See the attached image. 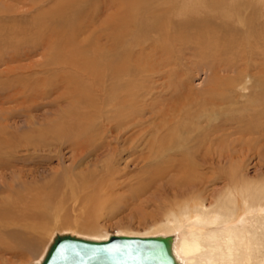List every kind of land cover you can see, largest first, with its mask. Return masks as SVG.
Returning <instances> with one entry per match:
<instances>
[{"label": "rangeland", "instance_id": "1", "mask_svg": "<svg viewBox=\"0 0 264 264\" xmlns=\"http://www.w3.org/2000/svg\"><path fill=\"white\" fill-rule=\"evenodd\" d=\"M108 1L0 0V264L39 263L56 233L85 227L162 233L196 187L179 170L207 180L208 205L232 166L264 184V1L128 4L120 38ZM202 131L223 140L211 155ZM187 134L194 166L171 148Z\"/></svg>", "mask_w": 264, "mask_h": 264}, {"label": "bare ground", "instance_id": "2", "mask_svg": "<svg viewBox=\"0 0 264 264\" xmlns=\"http://www.w3.org/2000/svg\"><path fill=\"white\" fill-rule=\"evenodd\" d=\"M110 1L111 2L109 1L106 2L107 4L109 3L107 6H112L110 4H114L115 8H112V9L114 10L116 9V11L112 12L110 15V18L106 20L105 27L106 29L108 27V29L111 30V33L113 34L117 33L116 36H118L119 38L123 34V31L121 29L123 26L122 24L123 21H125V23L128 22L129 19L131 18L130 14L133 12L132 10H127L128 9L127 5L131 4L132 6V4H135L136 7H143L144 2H149V3L151 2L149 0H110ZM119 1L121 3L123 1L124 4H118ZM130 1H133V2H130ZM171 1L173 0H166V1L163 0L158 3L160 4V6L164 7V3L167 4V3H170ZM261 1H264V0H261ZM188 3L190 2L188 1ZM154 7L153 6H151V8L148 7L149 11H147V13L152 11ZM107 9L109 8L107 7ZM162 12H166V9L163 10L162 8ZM123 14H124V17H123ZM136 22L138 21H135V23ZM138 24L141 26V23L138 22ZM138 24L136 23L135 25H138ZM138 39L139 38L136 35L135 40H138ZM67 41L69 43L68 44L65 43V44L67 45L66 49H68V52H69V50H71L69 46H76V44L73 43L72 40H67ZM75 49L73 52H75ZM219 51L221 53V50ZM67 60L69 61V59ZM130 116H132L133 118L136 117L133 115H130ZM122 122H124V118ZM176 122H179L181 124L183 123L184 126L189 124L188 119H184V120L182 119L181 121L176 120ZM118 125H120V127H116V126L111 127L112 132L113 133L116 132L117 134H124L125 126L121 124H118ZM220 129L216 126V128L213 129L214 130L213 133L215 132L216 134V132H218ZM247 131H248V128L244 129L241 132L243 133ZM211 133L212 132H209V131L208 133L207 132L203 133V131L200 132L199 134L200 136L198 138L199 140L195 142H194V137L189 136L190 134H187L188 136L186 135V137L183 139L180 138L179 141L175 139L176 141L175 140L174 141L176 143L174 147H173L174 143L171 145V148L173 150L178 149V148L181 149V145L184 147V149H186L181 153L182 155L180 154L182 158L181 160L177 159L179 161L177 163L180 164L181 166L185 162L192 166H194L195 164H198L197 162H195L193 159L190 158L191 155L197 156L196 151H192V149L190 150V146H189L190 141H192V143L193 142L196 143V146H197V142H198V145L200 144L201 147L205 146L206 155H211L210 153L214 152V150H212L214 146L216 145L218 146L221 143V141H223L220 139V137L215 136V134H214L215 137L211 136L212 135ZM127 139L129 138L127 137ZM204 141L209 143V147H206L207 143L205 144ZM177 142L179 143L178 146H176ZM163 143L164 142L161 141L160 144L163 145ZM246 143L249 144V142H246ZM161 145L158 146L160 147V149H161ZM192 146L195 147L194 144ZM235 167L232 166L229 170L230 172H227L226 177L228 179V182H227L226 188L222 192H220V194L217 195L210 202L209 205L207 204V196L205 194V185L207 184V180H204V178H201V177L194 176L193 172L186 174L184 173L185 170H179L180 172L179 175L181 176H180V179H176L175 182L179 183L180 185L182 184L190 185L191 187L196 185V187H194V189L183 192L182 197H178V195H176L174 199L170 201L172 203H170V205L168 203L167 208H165L164 217H166L167 219L169 217H173L174 220L172 224L169 226H166L165 229L163 228L164 230L161 231L162 233L160 232L154 233L152 231L154 234L147 232V233H140L137 235V234H134L135 233L134 232L133 234H128V236H140V237H149V236H157V235L172 236L173 252L179 264H264V184L263 183L258 184L257 187L252 188V186L250 185V182L244 179L243 176L241 177V175L238 174L237 168ZM201 184L202 186H200ZM20 204L22 203H19V205ZM8 206L9 205L3 206L4 209H0V217L2 218L3 221H5L4 217L8 215V212L10 213L12 210V209H8ZM34 213H36V211L31 210V214L35 217ZM250 219H251V224L249 225L247 223H248V220L250 221ZM158 227L159 226H157L156 229H158ZM85 228L88 231L89 229L92 230V232L91 231L88 232V235L81 234L80 232H77V233L66 232L63 234L69 233V234L83 237L86 239H92V240H98V241L108 240L110 236L112 235V234H106L105 232L100 233L98 232V230L92 227H85ZM57 234H60V233H56L55 236ZM119 235H122V234H119ZM28 241L31 243L33 242V240L32 241L28 240ZM52 241L50 242L49 246L51 245ZM45 254L43 258L45 257ZM41 261H39V263Z\"/></svg>", "mask_w": 264, "mask_h": 264}, {"label": "water", "instance_id": "3", "mask_svg": "<svg viewBox=\"0 0 264 264\" xmlns=\"http://www.w3.org/2000/svg\"><path fill=\"white\" fill-rule=\"evenodd\" d=\"M31 264H179L172 236L113 233L108 240L57 234L40 263Z\"/></svg>", "mask_w": 264, "mask_h": 264}]
</instances>
